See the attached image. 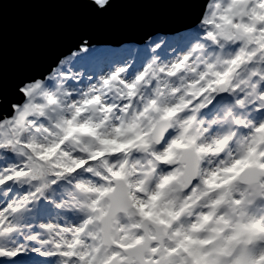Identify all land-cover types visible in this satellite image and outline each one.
Masks as SVG:
<instances>
[{
    "label": "snow or ice",
    "instance_id": "1",
    "mask_svg": "<svg viewBox=\"0 0 264 264\" xmlns=\"http://www.w3.org/2000/svg\"><path fill=\"white\" fill-rule=\"evenodd\" d=\"M20 2L0 264H264V0Z\"/></svg>",
    "mask_w": 264,
    "mask_h": 264
},
{
    "label": "water",
    "instance_id": "2",
    "mask_svg": "<svg viewBox=\"0 0 264 264\" xmlns=\"http://www.w3.org/2000/svg\"><path fill=\"white\" fill-rule=\"evenodd\" d=\"M43 15L42 10L29 6L21 0L20 3L14 4L10 7L5 15L4 24L9 32H17L23 30L34 23ZM173 23L161 22L157 25L158 28L173 27ZM136 42L139 43L137 38L138 34H129Z\"/></svg>",
    "mask_w": 264,
    "mask_h": 264
}]
</instances>
